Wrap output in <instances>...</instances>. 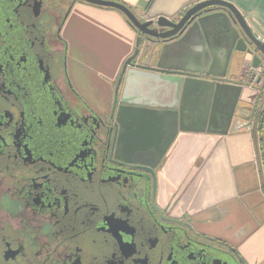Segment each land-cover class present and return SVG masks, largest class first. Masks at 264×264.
<instances>
[{
    "label": "flooded vegetation",
    "instance_id": "1",
    "mask_svg": "<svg viewBox=\"0 0 264 264\" xmlns=\"http://www.w3.org/2000/svg\"><path fill=\"white\" fill-rule=\"evenodd\" d=\"M76 3L0 0V264H239L164 197L173 133L137 143L115 124L129 65L106 113L73 86L62 28Z\"/></svg>",
    "mask_w": 264,
    "mask_h": 264
},
{
    "label": "crops",
    "instance_id": "2",
    "mask_svg": "<svg viewBox=\"0 0 264 264\" xmlns=\"http://www.w3.org/2000/svg\"><path fill=\"white\" fill-rule=\"evenodd\" d=\"M110 1L129 8L142 21L158 17L173 21L204 0ZM223 1L240 12L264 42V0ZM216 18L214 23L226 27L220 15ZM216 28L208 31L212 34L209 51L192 41L174 47L168 56L161 45L142 41L134 64L200 70L201 77L240 87L237 96L236 89L230 88L225 96L214 100L211 96L209 101L197 102L192 93L175 96L163 75L136 67L123 73L117 96L143 107L181 112L180 128L178 124L162 160L164 197L170 202L174 199L172 212L188 220L198 233L232 249L243 264H264L262 163L252 126L260 83L252 81L242 54L232 51L225 32ZM62 37L73 86L93 109L106 113L120 71L134 53L136 31L115 10L76 3L63 25ZM220 73L222 78L216 76ZM246 75L249 82L243 78Z\"/></svg>",
    "mask_w": 264,
    "mask_h": 264
},
{
    "label": "water",
    "instance_id": "3",
    "mask_svg": "<svg viewBox=\"0 0 264 264\" xmlns=\"http://www.w3.org/2000/svg\"><path fill=\"white\" fill-rule=\"evenodd\" d=\"M75 1L95 7L112 9L121 13L137 33L134 53L124 63V69L127 65H129V67H136L140 70L163 75L164 81L168 85H172L175 96L179 93L182 96L192 93L197 97V102H200L205 98L209 101L211 96L213 97V100L220 96H225L224 91L228 88L231 90L236 89L234 94L237 96L241 88L231 86V84L228 83L227 85L219 83L217 81H199L198 79L202 75V71H198L196 69L161 67L159 64H156L154 67H144L142 65L136 66L131 61L139 56L142 41L153 45H161L162 53L164 54L166 52L168 56L171 51H175L174 47L181 45L186 46L192 41L195 44L200 43L205 50L207 48V51H209L210 46L212 45V34L208 35V31L217 27L216 29L220 28L225 32V39L229 42L231 50L242 54L243 63L245 65L254 68L259 64L264 63V42L253 34L240 12L231 3L223 0H204L196 3L183 13L178 22H174L165 17H158L155 20L142 21L138 19L129 8L110 0ZM218 9H220V14L216 13ZM219 15L226 22V27L224 28L220 25L221 23H214V19H217L216 17ZM123 73L124 72L122 71V75ZM206 74L208 75L210 72H207ZM216 76L218 78H222L224 74L220 73ZM202 84H204V87ZM115 95V124L120 129H131L132 135L135 137L137 143L141 141L140 134H142L143 131L145 134L149 135L153 134L155 129H163L167 137H169L168 134L170 132L173 133L171 139L166 141L163 145L160 158L164 157L176 134L178 124L180 128L182 122L181 112L176 111L175 109L158 110L143 107L141 105L131 103L123 98L117 100V92H115ZM203 120H200L202 124H204ZM261 143L264 154V124L261 135ZM141 150L142 149L136 148L134 152L138 156L143 157ZM146 152L147 154L144 155L146 158L153 157L150 155V153L153 154L151 147L147 148ZM228 251L231 254L229 257L232 261H234L235 258L239 264H243L232 249L229 248Z\"/></svg>",
    "mask_w": 264,
    "mask_h": 264
},
{
    "label": "built area",
    "instance_id": "4",
    "mask_svg": "<svg viewBox=\"0 0 264 264\" xmlns=\"http://www.w3.org/2000/svg\"><path fill=\"white\" fill-rule=\"evenodd\" d=\"M249 74L253 82L260 83L258 104L256 106L255 117L252 123L253 129L256 131L257 141L259 142L260 133L258 128L264 115V63L259 64L257 67H249Z\"/></svg>",
    "mask_w": 264,
    "mask_h": 264
},
{
    "label": "trees",
    "instance_id": "5",
    "mask_svg": "<svg viewBox=\"0 0 264 264\" xmlns=\"http://www.w3.org/2000/svg\"><path fill=\"white\" fill-rule=\"evenodd\" d=\"M263 124H264V115H263L262 121L260 123V126L258 128V132L260 133V139H259L258 145H259V152H260L261 163H262V179H263V188H264V154H263L262 143H261V135H262ZM253 132H254V134L256 133L255 130H253Z\"/></svg>",
    "mask_w": 264,
    "mask_h": 264
},
{
    "label": "rangeland",
    "instance_id": "6",
    "mask_svg": "<svg viewBox=\"0 0 264 264\" xmlns=\"http://www.w3.org/2000/svg\"><path fill=\"white\" fill-rule=\"evenodd\" d=\"M142 47H143V46H142ZM142 47H141V48H142ZM246 69H247V68H246ZM243 78H244V80H245L246 82H249L248 75L244 76Z\"/></svg>",
    "mask_w": 264,
    "mask_h": 264
}]
</instances>
